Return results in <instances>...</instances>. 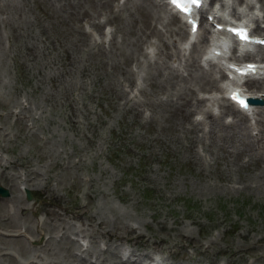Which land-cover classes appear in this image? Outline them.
<instances>
[{
	"label": "rangeland",
	"instance_id": "obj_1",
	"mask_svg": "<svg viewBox=\"0 0 264 264\" xmlns=\"http://www.w3.org/2000/svg\"><path fill=\"white\" fill-rule=\"evenodd\" d=\"M131 1L125 3L127 10ZM257 2L259 8L264 5V0ZM107 3L0 0V135L5 140L9 133L15 135L0 148L9 160L5 169L0 166V181L10 190V196L0 197V264H65L62 260L70 259L80 244L88 261L103 251L109 264H128L120 261L118 249L135 247V252L150 250L169 264H243V257L248 264H264V149L250 153L242 148L237 154L249 141L248 131L234 121L241 116L232 118L227 115L231 112L218 111V105L212 110L218 125L209 130L205 109L198 112L207 106L192 108L196 95L188 87L189 76L190 103L182 105L186 114L173 110L184 101L178 64H183L184 74L189 71L184 61L191 46L182 49L181 56L171 43L183 31L170 36L156 21L170 40L164 47L153 32L140 38V12L131 20L122 7L109 19ZM122 3L113 1L114 6ZM261 13L264 19V10ZM162 15L172 17L166 10ZM98 19L113 32L104 42L102 24L94 26L92 21ZM84 29L90 33L87 41ZM178 41L184 43L183 38ZM79 52L85 70L73 71L75 64L67 58ZM130 65L143 90L128 85L125 72ZM149 70L155 79L166 75L170 81L164 87L151 86L145 79ZM18 97L27 99L22 120L9 113ZM259 106L264 107V100ZM29 117L45 136H40L42 141L26 133ZM191 120L199 124L193 127ZM246 122L257 133L264 128V112ZM26 165L32 168L26 177L37 201L27 202L14 179L15 170L23 174ZM126 224L137 226L146 239L132 234L134 245L106 239L105 234H124ZM15 232L18 235L11 236ZM152 255L143 257L145 262Z\"/></svg>",
	"mask_w": 264,
	"mask_h": 264
},
{
	"label": "bare ground",
	"instance_id": "obj_2",
	"mask_svg": "<svg viewBox=\"0 0 264 264\" xmlns=\"http://www.w3.org/2000/svg\"><path fill=\"white\" fill-rule=\"evenodd\" d=\"M108 3H107V7L109 8L108 10H109V13H110V18L109 19H111V17H112V14H114V15H118V13L120 12V8H122L123 7V9H125V12H126V14L131 18V20H134V13L135 12H140L141 14H142V22H143V28L141 29V30H138V32H140L141 31V34L139 35L140 36V38L142 37V36H144L145 34L144 33H146V32H153L154 34H158V39L160 40V43L162 42L163 43V45H164V47L167 45V44H169V41L167 40L166 41V39H165V37H168V36H166L165 34V32H161V27H158L159 26V24H158V26L155 24V22L156 21H158V22H160L161 24L160 25H162L163 27H166L167 28V31L170 33V36H174V35H176V34H178V32H179V30H183V28H184V25H183V23L182 22H179V23H177V25L176 26H172V24H173V21L175 20V22L177 21L175 18H174V16L173 15H171L172 17H168V18H166V17H164L165 15H162V14H165V10H166V8H165V6H164V4L160 1V0H133V1H131V4H130V8L127 10V6H126V4L125 3H127L126 1H128V0H124L123 1V3L122 4H118V5H115L114 6V4H113V1L114 0H106ZM245 3H246V5H248L249 7H251L252 6V4L249 2V0H245ZM112 6L114 7V9L115 10H112V12H111V8H112ZM118 10H117V9ZM53 12V11H52ZM214 12H217L216 10L214 11ZM168 13V12H167ZM57 14V13H56ZM136 14V13H135ZM59 15V14H58ZM168 15V14H167ZM56 16V15H55ZM114 18V17H113ZM174 19V20H173ZM92 21H94V20H92ZM93 24H94V26H96V24H99V22H93ZM165 24V25H164ZM83 26V25H82ZM98 27V26H97ZM99 29V28H98ZM144 29V30H143ZM83 30V29H82ZM77 31V30H76ZM100 31V30H99ZM84 32H85V34H86V41L88 40V37H89V32L88 31H86L85 29H84ZM183 33V32H182ZM92 34V33H91ZM151 34V33H150ZM75 35H76V33H75ZM79 35V34H78ZM168 35V34H167ZM180 35V34H179ZM29 36V35H28ZM84 36V35H83ZM157 36V35H156ZM178 36V35H177ZM172 38V37H171ZM76 39V38H75ZM157 39V38H156ZM172 39H174V38H172ZM83 40V39H82ZM172 41V40H171ZM81 42V41H80ZM174 42H175V45H177V46H179L178 45V43L174 40ZM179 42V41H178ZM172 43V42H171ZM87 44V43H86ZM211 44L213 45V46H215L216 48H219L221 51H223L224 50V46H223V44L221 43V42H219L218 40H212V42H211ZM159 45H162V44H159ZM67 46H69V44L67 45ZM100 46L103 48V49H105L104 48V46H103V44H100ZM198 47H199V45H198ZM195 48H196V46L193 48V50H195ZM77 49V48H76ZM173 49V48H172ZM176 51H177V49H175ZM71 51V50H70ZM78 51V50H77ZM99 51H101V50H99ZM171 51V50H170ZM108 52V51H107ZM167 53V52H166ZM171 53V52H170ZM174 53H176L175 51H174ZM178 53V52H177ZM177 53H176V55H177ZM72 54V53H71ZM70 54V57L69 58H67V59H71V62L73 63V64H75V69L73 70V71H77V70H83L84 68H83V66H81V62H82V58L84 57L83 55V53H81V52H79V53H77L75 56H72ZM184 54V53H183ZM175 55V54H174ZM205 55L207 56V57H211V53H205ZM181 56H182V54H181ZM127 59V58H126ZM126 59H125V61H126ZM184 59V58H183ZM219 59V58H218ZM129 61L131 62L132 60L131 59H129ZM154 61V60H153ZM251 61H256V60H251ZM150 62V61H149ZM185 62V61H184ZM155 63V62H154ZM149 65V64H148ZM155 65V64H154ZM158 65V64H157ZM214 65L217 67V69H218V71H220V69H219V66H217L215 63H214ZM74 66V65H73ZM129 66V65H128ZM127 66V70H126V72H125V74L127 75V76H130V77H128L127 78V81H128V85H130L131 83L133 84V85H136V83L138 84V82H137V79H136V71L131 67V65H130V68ZM184 66H185V64H184ZM187 66H188V69H189V71H190V78H189V85H188V87H195V86H202V87H208V86H210L211 84V78H210V74L209 73H206L204 70H202L201 68L199 69V66H196L194 63H193V60H192V54L190 55V57L188 58V60H187ZM151 67V66H150ZM155 67V66H154ZM151 68H153V67H151ZM170 70L172 69V71H173V69H175L173 66H170V68H169ZM168 69V70H169ZM85 70V69H84ZM165 70V69H164ZM163 70V71H164ZM178 70V69H177ZM152 70H149V72H148V75L146 74V77H145V79H147L148 80V82L150 83V85L152 86L153 84H157V85H155V87L156 86H163L165 83H167V81H170V78H169V80L167 79V77H166V75L165 76H163L162 78H158V79H155L154 78V75L155 74H153L152 72H151ZM160 71V70H159ZM166 72H167V70H166ZM169 72V71H168ZM177 72V71H176ZM154 73H156V72H154ZM168 74V73H167ZM173 74V73H172ZM171 74V75H172ZM181 74V73H180ZM188 73H186V75H187ZM156 75H160L159 73H156ZM170 75V76H171ZM174 76V75H173ZM176 77H178V78H180L184 83H183V86L182 87H180L181 89L183 88V90H182V93H183V97H184V101L181 103V105H176V104H174L175 106H172V108H173V110H176L177 111V113L178 114H180L181 116H184L185 114H186V111L184 112V108H185V106L183 107L182 105H184L185 104V101L188 103L189 101H188V99H186V97H187V95L188 94H190L191 95V89L189 90L188 88H187V86H186V77H182V76H177L176 75ZM175 78V77H174ZM173 78V79H174ZM188 78V77H187ZM226 78H227V76H226ZM172 79V80H173ZM228 79V78H227ZM191 80V81H190ZM201 81H202V83H201ZM254 82V81H253ZM197 83L199 84V85H197ZM255 84V86H257L258 88H260V89H264V81H259V80H255V82H254ZM168 84H170V82L168 83ZM230 84V82H228V80H226V81H224L223 82V84L221 83V86H219V88H218V86L216 85V88L221 92V91H223V89H222V87L223 88H225L226 89V87L228 86ZM84 85V84H83ZM176 85V84H175ZM136 87H138V90H143L144 89V86L143 85H141V84H138V86H136ZM164 87V86H163ZM163 87H162V89H163ZM211 87H208V88H203L201 91H204V90H209ZM169 91V90H168ZM181 91V90H180ZM168 93V92H167ZM158 95V94H157ZM161 95V94H160ZM166 95V94H165ZM170 95V94H169ZM168 95V96H169ZM189 95V96H190ZM167 96V95H166ZM167 96V97H168ZM172 96V95H171ZM177 96V95H176ZM156 97H158V96H156ZM163 97V96H162ZM178 97V96H177ZM180 97V96H179ZM197 98L196 99H194L193 101L195 102V104L193 105V107L192 108H199L200 106H202L203 104H204V101H205V99H207V100H209V101H211L212 102V104H213V106L212 107H214V105H218L219 107H220V110H221V112L222 113H227V112H233V110H232V108L230 107V106H228V104H226L225 103V101H221L220 99H219V97H216V96H210V97H201L200 95L198 96H196ZM260 97H263L264 98V94H260ZM188 98V97H187ZM159 99V98H158ZM169 99V98H168ZM171 99H172V97H171ZM181 99V98H180ZM162 100V99H161ZM160 100V101H161ZM164 100H167V98L164 96ZM196 100V101H195ZM153 101V100H152ZM154 102V101H153ZM156 102H158V101H156L155 100V103ZM165 102H168L169 103V101H165ZM178 102H179V100H178ZM167 103V105H170V104H168ZM190 103V102H189ZM145 104V103H144ZM172 104V103H171ZM179 104V103H178ZM158 105V104H157ZM191 105V104H190ZM171 106V105H170ZM187 109H188V107H187ZM200 109V108H199ZM203 109H205V113H206V118L209 120V122L212 124V126L210 127V129L209 130H213L214 128H216V126L218 125V123L216 124V125H214V122H215V120L213 121V113L211 112V105H209V107H206V108H204V107H201V110L199 111L200 113L201 112H203ZM256 109H257V111L255 112V110H252V112L251 113H254L255 112V114H261L262 112H264V107H262V108H257L256 107ZM189 110V109H188ZM187 110V111H188ZM191 112V111H190ZM188 113V112H187ZM194 113V112H193ZM191 114V113H190ZM220 115V114H219ZM188 116V115H187ZM186 116V117H187ZM223 116V115H222ZM221 116V117H222ZM259 116V115H258ZM220 117V116H219ZM261 118V117H260ZM219 119V118H218ZM238 119H240V121H239V123H240V125H239V127H241L244 131H248L247 132V136L248 137H246L249 141L251 140V141H253V142H249L247 139V143H243L242 144V147L240 146V148L238 149V151H237V154H240V152H243L242 151V148L245 150V149H247V150H254V153H255V150H257V151H260L261 149H264V138H263V135H262V133H263V131H264V128H263V126L261 127H259V129H258V132L257 133H252L251 131H250V126L248 125V123L245 121V119H244V117L243 116H241L240 118H238ZM235 121V120H234ZM191 122V125L194 127V126H196L197 124H199V122H197L196 120H191L190 121ZM233 122V121H232ZM195 123V124H194ZM226 123V122H225ZM238 123V122H237ZM231 125V124H230ZM236 125V124H235ZM225 127H227V126H225ZM264 134V133H263ZM254 142H256V143H254ZM250 153H251V151H250ZM262 154V153H261ZM256 158V157H255ZM250 159V158H249ZM258 159V158H257ZM251 161V160H250ZM22 163H23V161H22ZM21 163V164H22ZM28 163V162H27ZM254 163V162H253ZM20 164V163H19ZM257 164V163H256ZM20 166V165H19ZM28 166V165H27ZM26 166V167H27ZM30 166V165H29ZM261 167V166H260ZM4 168V167H3ZM25 168V167H24ZM264 169V168H263ZM256 170V169H255ZM262 170V169H261ZM260 172V171H259ZM264 172V170H262L261 171V173H263ZM2 173V172H1ZM6 173V172H5ZM30 173V172H29ZM3 174V173H2ZM33 174V173H32ZM35 174V173H34ZM4 176V175H3ZM6 176V175H5ZM17 176H20V173H18L17 174ZM28 177V176H27ZM3 178V177H2ZM30 178V177H29ZM264 179V178H263ZM21 180L24 182L25 180L24 179H21V177H20V180H19V187L21 188L22 187V184H21ZM34 181V180H33ZM30 182V181H29ZM32 182V181H31ZM33 183V182H32ZM24 185V184H23ZM33 186V185H32ZM21 203V202H20ZM19 205V204H18ZM24 205V204H23ZM78 206V205H77ZM28 208V207H27ZM89 209V207L87 208V210ZM20 210L22 211V210H24V207H20ZM85 210V207H82L81 208V212H83ZM17 211H18V209H17ZM30 211V210H29ZM56 211V210H55ZM52 212V211H51ZM78 212H80V211H78ZM59 213V212H58ZM85 214V213H84ZM58 215V214H57ZM80 215V214H79ZM78 215V216H79ZM88 215H90V214H88ZM3 216V215H2ZM1 216V217H2ZM68 216V215H67ZM63 217V216H62ZM76 217V216H75ZM81 217V216H80ZM94 217V216H93ZM129 219H130V217H129ZM55 220V219H54ZM5 221V220H4ZM10 221H11V219H10ZM62 221V220H61ZM135 221V220H134ZM8 222H6V224H7ZM59 223V222H58ZM11 224V223H10ZM92 224V223H91ZM131 224V223H130ZM17 225V224H16ZM38 225V224H37ZM36 225V226H37ZM9 226H11V225H9ZM18 226V225H17ZM96 226H98V222H97V225ZM1 227V226H0ZM4 227V226H3ZM7 227V226H6ZM16 227V226H15ZM14 227V228H15ZM75 227V226H74ZM125 227V226H124ZM137 227V226H136ZM136 227L133 225V226H127V224H126V229H125V231L126 232H124V234H122V233H118V232H116V233H113L111 236L110 235H107V234H105V237H106V239L108 240V239H110V238H116V239H118V240H120V241H122V240H126V241H129V243H131V244H133V243H135V241L133 240V238H132V234H136V236H137V238H140L141 239V241L142 240H145L146 238H145V236L144 235H142V233H140V232H138L137 231V229H136ZM79 228V227H78ZM103 228V227H102ZM123 228V227H122ZM140 228V227H139ZM21 229V228H20ZM74 229V228H73ZM72 230V229H71ZM107 230V229H106ZM123 230V229H122ZM16 231V230H15ZM26 231V230H25ZM64 231H67L66 229L64 230ZM77 231V230H76ZM75 231V232H76ZM88 231V230H87ZM18 232V231H17ZM41 232V231H40ZM78 232V231H77ZM92 232V231H91ZM104 232V231H103ZM112 232V231H111ZM16 233V232H15ZM19 233V232H18ZM47 233V232H46ZM66 233H68V231L66 232ZM83 233V232H82ZM100 233V232H99ZM4 234V233H3ZM8 234H9V232H8ZM8 234H6V235H8ZM12 234V233H11ZM81 234V233H80ZM85 234V233H84ZM88 234V233H87ZM93 234H95V233H93ZM21 235V234H20ZM32 235H34V234H32ZM245 235V234H244ZM5 236V235H4ZM12 236V235H11ZM16 236V235H15ZM36 236V235H35ZM35 236H34V238H35ZM93 236V235H92ZM183 236V235H182ZM246 236V235H245ZM37 237L38 236H36V239H37ZM73 237V236H72ZM95 237V236H94ZM244 237V236H243ZM19 238V237H18ZM17 238V239H18ZM29 238V237H28ZM39 238V237H38ZM81 238H82V235H81ZM85 238V237H84ZM91 238V237H90ZM254 238V237H253ZM12 239V238H11ZM16 239V238H15ZM75 239V238H74ZM92 239H93V237H92ZM139 239V240H140ZM30 240V239H29ZM156 240V239H155ZM154 240V241H155ZM260 240V239H259ZM20 241H21V238H20ZM104 241V240H103ZM19 242V241H18ZM125 242V241H124ZM46 243H47V241H46ZM110 243V242H109ZM116 243V242H115ZM145 243V242H144ZM253 244H254V242H252ZM78 244V243H77ZM114 244V243H113ZM120 244V243H119ZM41 245V244H40ZM46 245V244H45ZM134 245V244H133ZM252 245V244H251ZM258 245V244H257ZM76 246V245H75ZM74 246V247H75ZM114 246V245H113ZM259 246V245H258ZM257 246V247H258ZM76 247H78V251L77 252H72V256H71V258L70 259H64V260H62V262L64 261L65 262V264H109V263H106L105 261H104V258H106V256L104 255V253H103V251L100 253V255L97 253V255H96V257H95V260H91L90 259V261H88L87 259H88V254H87V252L84 250V245H83V247L84 248H82L80 245H78V246H76ZM103 247V246H102ZM220 247V246H219ZM231 247V246H230ZM234 247V246H233ZM238 247V246H237ZM236 247V248H237ZM252 248H253V246H251ZM41 248V247H40ZM89 248V247H88ZM47 249V248H46ZM77 249V248H76ZM139 249V247H135V249L134 248H130V249H128V251H129V254H128V258L126 259V261H122L121 259H120V261H122V262H126V263H128V264H140V263H142V260H143V257H148L150 254H146V253H149V252H147V251H145L146 253H140V252H135V251H137ZM222 249V248H221ZM242 249V248H241ZM248 249H249V247H248ZM86 250H88V249H86ZM97 250V249H96ZM106 250V249H105ZM108 250V249H107ZM229 250V249H228ZM234 250H236V249H234ZM251 250H253V249H251ZM264 250V249H263ZM91 251V250H90ZM120 251V256H122L123 255V251L122 250H120V249H118V252ZM148 251H150V250H148ZM98 252V251H97ZM151 252V251H150ZM217 252V251H216ZM220 252V251H219ZM226 252V251H225ZM233 252V251H232ZM238 252V251H237ZM239 252H240V250H239ZM255 252V251H254ZM115 253H117V251H115ZM218 253V252H217ZM227 253V252H226ZM246 253V252H245ZM255 253H258V252H255ZM262 253V252H261ZM38 254H40V253H38ZM225 254V253H224ZM231 254V253H230ZM242 254V253H241ZM264 254V253H263ZM91 255V254H90ZM145 255H147V256H145ZM252 255V254H251ZM131 256H133V259H131ZM231 256V255H230ZM257 257V255H254V258H256ZM36 258V257H35ZM261 258V257H260ZM72 259H76V260H78L77 262H73V261H71ZM159 259H163V258H160L159 257ZM159 259H156V260H158L157 262H155V264H162L164 261L163 260H161V261H159ZM246 258L245 257H243V264H248L247 263V260H245ZM251 259V258H250ZM36 260V259H35ZM253 260V259H252ZM33 261H34V259H33ZM155 261V260H154ZM59 262H61V261H59ZM226 263V262H225ZM63 264V263H62ZM125 264V263H124ZM235 264V263H234Z\"/></svg>",
	"mask_w": 264,
	"mask_h": 264
},
{
	"label": "snow or ice",
	"instance_id": "obj_3",
	"mask_svg": "<svg viewBox=\"0 0 264 264\" xmlns=\"http://www.w3.org/2000/svg\"><path fill=\"white\" fill-rule=\"evenodd\" d=\"M174 3H177L178 0H173ZM188 3H191V4H198L199 3V0H188ZM187 10V9H185ZM233 99L236 100L240 105L241 107H244V108H247L248 107V104L246 102V100L244 98H242L239 93H236L233 95Z\"/></svg>",
	"mask_w": 264,
	"mask_h": 264
},
{
	"label": "water",
	"instance_id": "obj_4",
	"mask_svg": "<svg viewBox=\"0 0 264 264\" xmlns=\"http://www.w3.org/2000/svg\"><path fill=\"white\" fill-rule=\"evenodd\" d=\"M7 193H8V192H7L6 189L0 187V194H2V195H6ZM28 197H30V195H28Z\"/></svg>",
	"mask_w": 264,
	"mask_h": 264
}]
</instances>
